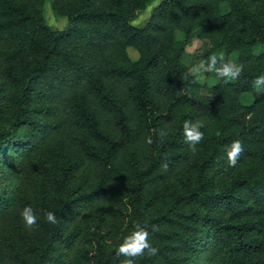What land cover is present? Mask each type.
Instances as JSON below:
<instances>
[{
  "label": "trees",
  "instance_id": "16d2710c",
  "mask_svg": "<svg viewBox=\"0 0 264 264\" xmlns=\"http://www.w3.org/2000/svg\"><path fill=\"white\" fill-rule=\"evenodd\" d=\"M46 2L0 0V264H120L136 223L158 249L136 264H264V0H50L63 30ZM221 52L239 79L193 77ZM185 120L205 124L195 154Z\"/></svg>",
  "mask_w": 264,
  "mask_h": 264
},
{
  "label": "clouds",
  "instance_id": "9594fccd",
  "mask_svg": "<svg viewBox=\"0 0 264 264\" xmlns=\"http://www.w3.org/2000/svg\"><path fill=\"white\" fill-rule=\"evenodd\" d=\"M190 73L195 78H202L204 74L212 72L218 79H222L225 83L235 81L241 77L244 71V65L231 60H226L224 54H212L206 59H201L198 64H195L189 69ZM254 91L257 94L264 93V75H260L253 81ZM205 124L201 120L195 122L185 120L183 123V135L185 142L189 145V151L192 154L197 152V145L204 139V132L201 130ZM157 131V130H153ZM158 136L163 139L168 133L164 129L157 132ZM146 143L152 144L151 137H148ZM244 151L243 141L235 139L227 146V161L229 166L235 167L241 154ZM168 163L164 162L161 168L164 171L168 170ZM44 218L48 223L53 225L58 223L57 216L51 211L43 212ZM25 226L29 229L38 226V216L31 206L25 207L21 212ZM147 252L149 256L158 254V249L153 247L149 242V232L139 223L134 225V231L126 236L122 243L117 248V255L124 257L120 264H136V259L143 256Z\"/></svg>",
  "mask_w": 264,
  "mask_h": 264
},
{
  "label": "rangeland",
  "instance_id": "374dc122",
  "mask_svg": "<svg viewBox=\"0 0 264 264\" xmlns=\"http://www.w3.org/2000/svg\"><path fill=\"white\" fill-rule=\"evenodd\" d=\"M159 2L160 1H157L156 3H154L151 7H149L147 9V11H145L143 13H139L137 18L134 20L133 25L135 27H143L148 22L150 15H151V12L153 11V9L155 7L158 6ZM228 10H229L228 7L223 8L224 12H227ZM44 16H45V19H46L48 25L54 29L63 30L67 25V20L65 18H58L53 14L52 9H51L50 0H47V2H46L45 9H44ZM177 37L179 40H182L183 34L178 33ZM200 47H201V42H199L198 40L191 42L186 48V54H185L184 59H183L184 63H186L187 65H190L191 60H192V55ZM258 52H260V53L264 52V48H260L258 50ZM129 54L133 60L138 59V53L134 49H132V48L129 49ZM233 61H235V60L233 59ZM198 80L203 82V83H207L210 86L215 84L218 81L217 79H207V77L205 75H203L202 78H198ZM250 101L251 100H248L247 98L243 99V102L246 104L250 103Z\"/></svg>",
  "mask_w": 264,
  "mask_h": 264
}]
</instances>
